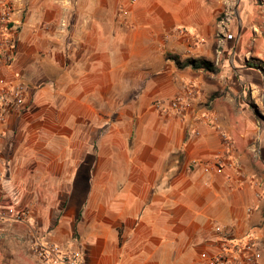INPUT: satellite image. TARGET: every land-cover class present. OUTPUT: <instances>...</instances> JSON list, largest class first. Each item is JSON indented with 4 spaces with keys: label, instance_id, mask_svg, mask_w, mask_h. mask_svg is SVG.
<instances>
[{
    "label": "crops",
    "instance_id": "0c3cea01",
    "mask_svg": "<svg viewBox=\"0 0 264 264\" xmlns=\"http://www.w3.org/2000/svg\"><path fill=\"white\" fill-rule=\"evenodd\" d=\"M224 2L18 0L0 85L23 81L26 95L0 122V206L26 219L1 224L0 245H31L37 229L80 264H213L253 237L264 264V134L225 73L185 64L219 68L232 43L264 67V3L231 41L217 36ZM175 97L183 112L157 105ZM216 155L219 169L193 164Z\"/></svg>",
    "mask_w": 264,
    "mask_h": 264
},
{
    "label": "built area",
    "instance_id": "2783aa9c",
    "mask_svg": "<svg viewBox=\"0 0 264 264\" xmlns=\"http://www.w3.org/2000/svg\"><path fill=\"white\" fill-rule=\"evenodd\" d=\"M18 0H0V60L9 65L14 58L15 34L22 20L16 14L19 13ZM230 16L219 18L217 22V36L232 38L227 33ZM26 85L23 81L15 83L2 82L0 85V122H4L6 115L11 110H19L25 101ZM163 111L183 112L186 103L180 97H175L164 102H157ZM220 155L211 160L201 162L194 160L193 164L201 165L205 172H210L221 167ZM26 213L18 211L12 206H0V238L3 236L1 224L4 222H23ZM215 231L225 238L227 227L216 225ZM32 235L31 248L40 261V264H80L78 254L64 250L58 244L42 240L37 229H30ZM255 238L250 237L245 241L223 243L220 252L211 256L213 264H260L261 252L256 246Z\"/></svg>",
    "mask_w": 264,
    "mask_h": 264
},
{
    "label": "rangeland",
    "instance_id": "374dc122",
    "mask_svg": "<svg viewBox=\"0 0 264 264\" xmlns=\"http://www.w3.org/2000/svg\"><path fill=\"white\" fill-rule=\"evenodd\" d=\"M262 3H264V0H225L219 18L230 16L227 33H231L233 37H224V39L233 41L236 38L237 31H241L246 17L257 16V11L262 13V7H258V4ZM249 32L251 33V30ZM249 32L244 31L239 36V46H252L254 42L250 40ZM234 50L235 47L231 43L225 52L222 65L215 68L217 71L213 72L225 73V90L235 99L239 109L248 111L250 115L257 118L259 131L264 134V87H262L264 85V67L253 62L249 55H244L241 58L237 56L236 59ZM255 51L256 56H264V50H261V48ZM252 83L259 86L258 92H255L256 97L252 95ZM255 98H258V102L255 101ZM255 141L258 144L259 139H255ZM0 264H40V261L35 256L31 245L17 243L13 238L8 237L7 240L3 238L0 245Z\"/></svg>",
    "mask_w": 264,
    "mask_h": 264
},
{
    "label": "trees",
    "instance_id": "16d2710c",
    "mask_svg": "<svg viewBox=\"0 0 264 264\" xmlns=\"http://www.w3.org/2000/svg\"><path fill=\"white\" fill-rule=\"evenodd\" d=\"M185 64L191 65L192 67L195 68H203L208 71H217L210 61L202 58H192V59L189 58L186 60Z\"/></svg>",
    "mask_w": 264,
    "mask_h": 264
}]
</instances>
